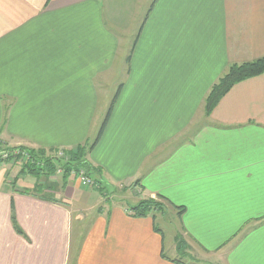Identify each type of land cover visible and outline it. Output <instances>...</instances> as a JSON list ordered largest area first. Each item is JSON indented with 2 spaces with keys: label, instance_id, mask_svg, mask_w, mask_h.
Segmentation results:
<instances>
[{
  "label": "crops",
  "instance_id": "crops-1",
  "mask_svg": "<svg viewBox=\"0 0 264 264\" xmlns=\"http://www.w3.org/2000/svg\"><path fill=\"white\" fill-rule=\"evenodd\" d=\"M261 58L264 0H0V151L91 146L118 95L86 157L97 185L17 186L3 161L0 264H188L131 215L159 197L219 264H264V74L205 109Z\"/></svg>",
  "mask_w": 264,
  "mask_h": 264
},
{
  "label": "trees",
  "instance_id": "trees-1",
  "mask_svg": "<svg viewBox=\"0 0 264 264\" xmlns=\"http://www.w3.org/2000/svg\"><path fill=\"white\" fill-rule=\"evenodd\" d=\"M155 4V3H154ZM152 10V9H151ZM150 10V12H151ZM149 12V13H150ZM264 74V58L255 60L253 62L244 63L242 65H232L226 74L212 87L210 94L208 95L205 103L206 113L209 116L215 107L218 105L220 100L230 92V90L237 84L244 82L248 79L259 77ZM119 93V92H118ZM117 93V94H118ZM118 95L115 97L111 108L108 111L106 119L98 133V136L95 142L91 145L78 146L72 151H63L66 155V158H58L56 155L58 152H51L48 154L46 151L41 149H31L27 147L20 148H6L5 151L12 153L15 150L26 151L30 157L34 160L33 163H27L22 166L19 175L33 176L38 178H46L47 181H50L51 177L56 176L58 170L63 171V185L65 186L69 178L75 173L77 175L80 171H85V174L90 178L94 185H97L99 179L96 178L100 176V172L92 167V165L86 159L87 155L96 144L99 142L105 127L110 119V116L113 111L115 101L117 100ZM9 162V161H7ZM3 164V161H0V166ZM138 183V182H137ZM166 206H170L179 211V216L183 214L184 208L176 207L169 203L164 197H159V200L148 199L139 202L137 205L130 208L131 215L136 218H148L151 217L155 220L156 212L161 211ZM157 233H162L158 228L155 229ZM182 238V237H181ZM185 240L182 238L181 245L182 248L185 246ZM182 248L177 246L179 260H183V251ZM163 258H166L163 256ZM174 263L183 264L182 262L176 260Z\"/></svg>",
  "mask_w": 264,
  "mask_h": 264
},
{
  "label": "rangeland",
  "instance_id": "rangeland-1",
  "mask_svg": "<svg viewBox=\"0 0 264 264\" xmlns=\"http://www.w3.org/2000/svg\"><path fill=\"white\" fill-rule=\"evenodd\" d=\"M3 151H5V150H3ZM3 151H0V155L2 153L7 152V151H5V152H3ZM15 151H18V150H15ZM18 152L22 156L24 154L25 157H28L29 161H28V159H26L23 161L22 164L19 163V161H16L14 165H12V164H5L4 165L3 164L6 168H8L10 170L15 169V170H12V171H15V172H13V175H14V173H16L17 169H18V171L21 170L22 165L27 164V163L24 164L25 161L28 163H33V161H34L32 159V157H30V155L26 151L23 150V151H18ZM58 175H60V174H58ZM26 178L27 179H20V180L14 179V180H15L17 186L24 185V183H25V185L36 184V183L38 184L42 181L40 178L33 177V176H30V177L27 176ZM14 180H12V182ZM22 180H24L25 182ZM51 180L47 181L48 186L51 185L54 181H56L55 179H51ZM83 187H85V186L83 185ZM111 192L112 191H110V193ZM121 194H122L121 192H116V193L112 192L111 196L114 199H116V197L120 196ZM130 201H132L131 197H130ZM156 215L158 216L157 225L160 228H162L166 234V256L169 258H173V257L177 258L176 253L177 254L180 253L177 250V246L182 248V245H183V244L181 245V241H182L183 236L180 234L181 233V226H180V220L178 218V215H176L175 212H172L171 208H168L167 206L164 208V210L162 209L161 211L156 212ZM84 227H85V224L80 225V226L76 225V233L78 231L83 230ZM184 243H185V246L182 248L184 255H183L182 259L186 263H188V264H192V263H195V264H199V263L200 264H219L221 262V258L206 254L204 251L195 247L194 245H192L188 241L185 240ZM174 247L176 249V253H175Z\"/></svg>",
  "mask_w": 264,
  "mask_h": 264
},
{
  "label": "built area",
  "instance_id": "built-area-1",
  "mask_svg": "<svg viewBox=\"0 0 264 264\" xmlns=\"http://www.w3.org/2000/svg\"><path fill=\"white\" fill-rule=\"evenodd\" d=\"M5 152V151H3ZM17 152V153H16ZM58 158H66V155L63 151H59L56 155ZM28 159L29 161V158L28 157H25V155L23 154V156L18 152V151H14L12 153H9V152H5V153H2L0 155V161H9V162H13L15 163L16 161H19V163H23L24 160ZM12 163V164H13ZM25 163H28V162H24ZM57 174H63V171L62 170H58ZM72 175L76 176L75 173H72ZM77 178L80 179V182L85 186V187H93L95 186L94 185V182L88 178L85 174V171H80V173L77 175Z\"/></svg>",
  "mask_w": 264,
  "mask_h": 264
}]
</instances>
